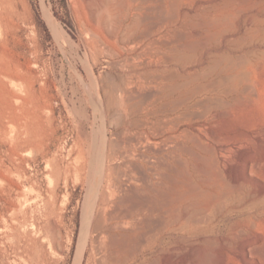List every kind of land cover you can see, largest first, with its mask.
<instances>
[{"label":"rangeland","instance_id":"obj_1","mask_svg":"<svg viewBox=\"0 0 264 264\" xmlns=\"http://www.w3.org/2000/svg\"><path fill=\"white\" fill-rule=\"evenodd\" d=\"M105 155L138 264H219L236 233L264 264V225L204 222L264 219V0H0V264H74Z\"/></svg>","mask_w":264,"mask_h":264},{"label":"bare ground","instance_id":"obj_2","mask_svg":"<svg viewBox=\"0 0 264 264\" xmlns=\"http://www.w3.org/2000/svg\"><path fill=\"white\" fill-rule=\"evenodd\" d=\"M17 148H18V151L19 150L22 151L25 149V146L19 141ZM113 160L114 158L112 156L105 155V157H103L102 160L100 161V170L98 172V175H100V178L98 180L96 188L94 189L95 195H93L92 198L89 196L88 200H86L85 202L86 204L84 205L85 207L83 211V228H82V232L79 238V244H78L74 264H81L82 257L85 252V248L89 240L91 222L96 215V211H98L97 231L100 234V239L102 242V250H103L102 251L103 258L101 260V264H138L139 262L137 258L135 257L130 258L127 253V246L125 242L127 238H130V232L135 229L134 228L135 226L133 222L134 220L131 221L130 215L127 209H122L121 207V205L124 203L127 197L125 195V188H123V185H122L123 176H121V174L117 172L116 170L117 167H115L112 164L109 165V163L112 162ZM84 161H86L85 158H84ZM85 166H86V162L84 163V167ZM220 198L223 199V197H220ZM214 199H217V198H213V201L211 199L212 204L213 202L214 204H216V200ZM221 200H219V197H218L217 203H220L219 201ZM243 201L244 200L242 199L240 200L237 199V200H226L225 202L223 199V202L226 204L225 205L223 204L222 207L223 206L225 207L222 210H220V212L217 211L218 213L207 215V216L205 215L204 222L211 224L218 218L219 215L226 213L227 216H236L238 218L237 222L231 225L232 230H236L239 226L240 227L245 226L247 231L259 230L264 225V219L262 218L260 219V217L263 216V214L254 215L251 209L249 208L242 209L241 205ZM215 207L216 206H214V208ZM210 213H213V212L211 211ZM26 220L29 221V219H26ZM26 223L27 222L25 221L24 224L26 226H29V223H27L28 225ZM24 224H22V226ZM18 226H19V223H18ZM22 226H19V227H22ZM17 227H15L16 231L17 230L19 231L20 228L18 229ZM12 229H13L12 232H14V228ZM12 232H10V234ZM19 232H21V230ZM239 236H240L239 233H236L235 236H230V243L228 246V251L221 252L219 254V259H218L219 264H257L256 262H252L249 259L250 258L249 249L254 248L255 243L250 241L247 238H242V241H240L238 245L235 246L236 244H234V242L240 238ZM19 237H20V234H19ZM15 241L13 242L14 244H12L13 246L15 245L14 250H16L17 253L22 256L24 253L21 247L22 240L20 238V239H17V242ZM150 262L151 264H155L153 257H151ZM145 263H146V260L143 261L141 264H145ZM38 264H46V262L43 260L42 254H39Z\"/></svg>","mask_w":264,"mask_h":264}]
</instances>
